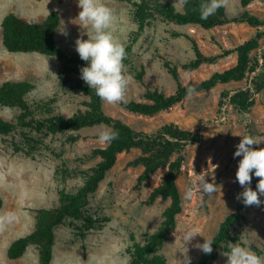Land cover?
<instances>
[{"label":"rangeland","instance_id":"1","mask_svg":"<svg viewBox=\"0 0 264 264\" xmlns=\"http://www.w3.org/2000/svg\"><path fill=\"white\" fill-rule=\"evenodd\" d=\"M139 0H101L114 10L112 30L125 46H130V59L135 66L145 67L144 82L131 79L125 101H143L146 88H158L170 95L178 88V81L164 66L166 61L177 66L180 82L187 86L199 84L214 72L226 69L237 62L236 53L222 56L217 63L203 64L198 69L186 70L183 64L195 58L193 44L184 34L195 38L207 54H223L245 40L264 31V25L255 27L247 22L231 21L211 29L198 25H178L162 19H151L139 30L133 2ZM183 10L184 0H163ZM230 19L244 12L264 20V0H251L247 7L241 0H222ZM58 11L60 25L56 31L57 43L69 52H75V41L84 31L79 25L77 0H0V85L6 81L29 80L35 88L32 101L49 102L55 113L70 116L87 98L63 86L60 63L55 56L37 52H9L3 43L2 22L6 15L16 14L32 23H43L51 12ZM65 27L67 35L60 31ZM175 33H181L176 36ZM87 39V36H83ZM264 44V37L261 39ZM262 49L253 52L260 58ZM129 65L125 69H129ZM260 74H250L240 81L219 83L210 90L198 91L167 110L153 115L132 112L122 103L104 102L107 114L121 118L134 129L155 133L166 124H175L201 134V141L189 145L184 153L185 162L177 183L183 210L175 227L168 235L159 255L166 264L196 262L203 252L195 245L213 239L222 221L234 212L239 194L244 190L236 180L240 157L233 156L242 136L251 134L264 137V89L256 92L252 81ZM250 88L254 104L249 112L240 111L229 102L226 94L233 95L240 88ZM53 99V100H51ZM17 111L0 105V116L15 118ZM106 125L66 130L58 134L27 137L39 140L30 142L21 131L0 134V194L4 204L0 211L18 212L19 219L0 231V264H39L40 247L30 244L24 254L10 259L7 251L11 243L32 233L36 227L38 211L59 206V192L77 191L85 182L86 173L99 158L92 157L94 149L105 147L98 142V133ZM110 128V127H108ZM35 147V149H33ZM258 147H264V143ZM142 155L133 149L118 155L116 165L90 197L86 214L97 222L91 229H83V221L67 218L55 230V246L51 264H129L136 243L143 244L157 230L169 200L158 198L149 203L150 193L160 184L168 167L159 168L149 180L138 186L142 165L130 163ZM177 155L172 157L174 160ZM204 175L217 186L212 195L197 194L191 201L184 199L189 183ZM257 180L259 178L257 177ZM254 181L252 178L251 184ZM262 200V197H261ZM245 219L235 226L239 240L246 242L257 254L264 256V207L250 205L244 210ZM199 233L187 245L182 234L189 227ZM239 241V242H240ZM188 251H187V248ZM227 252L221 251L213 264H227Z\"/></svg>","mask_w":264,"mask_h":264},{"label":"trees","instance_id":"2","mask_svg":"<svg viewBox=\"0 0 264 264\" xmlns=\"http://www.w3.org/2000/svg\"><path fill=\"white\" fill-rule=\"evenodd\" d=\"M206 2L207 0H184L183 10H179L175 5L163 0H139L133 2V5L139 30L144 29L151 19H162L178 25H198L205 29H211L231 21L247 22L255 27L264 25V20L249 14L248 11L240 17L230 19L223 1L214 14L207 19H201V5ZM250 2L251 0H241L244 7H247ZM59 25L58 11L51 12L41 24L29 23L16 14L10 13L5 16L2 22L3 43L9 52H37L55 56L60 63L61 83L87 98L82 102L85 108H79L70 116L57 114L49 102L32 101L31 94L35 85L31 81H6L0 85V105L15 109L17 114L12 120H6L0 116V134L6 135L21 131L30 142L39 143L38 139L27 137V132L35 133L41 137L62 133L66 130L106 125L113 131H118L119 137L105 147L94 149L92 157L99 158V162L86 173L84 184L75 192L61 190L58 207L39 210L34 231L14 240L8 248L7 255L10 259L20 258L30 244H37L40 247L39 264H51L56 228L63 224L67 218L82 220L83 229L93 228L97 220L86 214L91 195L96 193L107 173L114 168L120 153L138 149L142 151V155L130 163L133 166L142 165L144 167V171L138 177V186L149 180L159 168L168 167L160 184L151 191L149 203L161 198L169 200L170 204L164 210L163 220L157 230L152 232L143 244L136 243L134 245L129 264H166L165 259L159 255V251L165 245L168 235L176 225L178 215L183 210V199L177 178L185 162L186 148L189 145L198 144L201 141V134L182 129L173 123L164 125L155 133L139 131L121 118L107 114L104 110V101H101L95 91L88 88L80 78V69L85 66L86 62L80 59L76 51L69 52L57 43L56 31ZM175 35L181 36L182 34L175 33ZM184 35L192 41L195 52V58L183 64V68L186 70L198 69L203 64L217 63L222 56L234 52L237 55V62L226 69L214 72L199 84L184 86L180 82L177 66L166 61L164 66L178 81L177 90L167 95L158 88L147 87L143 101H125L122 103L125 108L135 113L153 115L183 101L189 96L187 93L189 87H194L195 92L210 90L219 83L240 81L257 71L260 74L252 83L256 92L264 89V44L261 43L264 31H260L234 49H226L221 55L207 54L195 38L187 34ZM130 49V46L126 47L127 55L123 63L130 67L128 70L125 69V72L136 80L144 82L145 67L135 66L129 58ZM259 49H262V54L260 58H256L253 56V52ZM252 94L251 89L247 87L238 89L233 95L226 94V97H229V102L240 111L249 112L254 104ZM174 155L177 157L172 160ZM257 182V177L254 176V181L250 186L255 189ZM262 201H264V197H262ZM3 204L4 201L0 194V211ZM249 206H245L240 199L236 210L226 216L213 237V251L210 254L203 253L198 261L189 264H213L221 251L227 252L232 243L239 242L235 226L245 219L244 210Z\"/></svg>","mask_w":264,"mask_h":264},{"label":"clouds","instance_id":"3","mask_svg":"<svg viewBox=\"0 0 264 264\" xmlns=\"http://www.w3.org/2000/svg\"><path fill=\"white\" fill-rule=\"evenodd\" d=\"M221 5L222 0H207L201 5L200 18L207 19ZM77 6L80 9L77 18L84 31L75 41V50L80 59L86 62L80 69V78L88 88L95 91L101 101L108 104L124 103L131 77L125 72L123 63L127 55L125 43L114 35L112 30L114 10L101 0H77ZM60 32L67 35L65 27ZM84 35L87 39L83 38ZM187 93L191 96L195 93V88L189 87ZM118 137V131L104 127L98 133L97 139L100 144L107 145ZM262 143H264V137L246 134L241 137L233 153L234 158L240 157L236 180L244 189L238 198L242 199L245 206H259L264 203L261 200V197H264V147H258ZM253 176L259 178L255 189L250 186ZM217 190L215 183L209 182L204 175H198L187 186L184 199L191 201L197 192L212 195ZM18 219L19 215L16 211L0 214V231L17 222ZM198 235L194 226L189 227L182 234V240L187 245ZM213 244L211 239L204 238L203 243L195 246L203 253L210 254L213 251ZM224 255L228 258L227 264H264V256L257 255L243 241L232 243ZM187 264H189V258Z\"/></svg>","mask_w":264,"mask_h":264}]
</instances>
